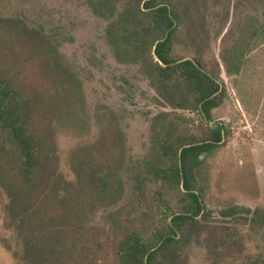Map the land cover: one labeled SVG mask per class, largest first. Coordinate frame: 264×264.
<instances>
[{"label": "rangeland", "instance_id": "1", "mask_svg": "<svg viewBox=\"0 0 264 264\" xmlns=\"http://www.w3.org/2000/svg\"><path fill=\"white\" fill-rule=\"evenodd\" d=\"M144 1L0 0V80L35 158L24 168L0 128V264H118L127 234L153 243L190 202L156 174L175 160L162 144L219 126L195 171L203 210L154 264H264V0L156 2L174 20L170 58L221 88L209 121L153 72L162 38Z\"/></svg>", "mask_w": 264, "mask_h": 264}, {"label": "trees", "instance_id": "2", "mask_svg": "<svg viewBox=\"0 0 264 264\" xmlns=\"http://www.w3.org/2000/svg\"><path fill=\"white\" fill-rule=\"evenodd\" d=\"M157 0H145L143 9L151 16L154 31L161 34V40L153 45L152 69L163 83L174 81V88L194 96L193 108L205 120H210V111L217 107L216 96L221 92L220 86L212 80L200 64L192 60L174 62L170 58V36L173 32L174 20L167 5L156 4ZM164 88H167L166 86ZM160 96L165 97L163 89H157ZM175 108H184L183 104H169ZM28 114L18 94L10 82L0 80V128L9 132L15 140L22 158L24 168L28 169L35 160L27 133ZM227 137L221 126L210 131V136L198 142H179L177 147L162 144L161 148H177L171 152L175 158L167 170H158L156 174L170 181L175 187L183 190L190 202L183 214L171 216L166 231L156 235L153 243L148 244L137 233L127 234L118 246V264H154L159 251L167 248L175 241L177 229L187 220L198 217L203 206L196 192L195 171L201 165L199 156L219 147Z\"/></svg>", "mask_w": 264, "mask_h": 264}, {"label": "water", "instance_id": "3", "mask_svg": "<svg viewBox=\"0 0 264 264\" xmlns=\"http://www.w3.org/2000/svg\"><path fill=\"white\" fill-rule=\"evenodd\" d=\"M201 155H203V153H202ZM201 155H200V156H201ZM200 156H199V160H200Z\"/></svg>", "mask_w": 264, "mask_h": 264}]
</instances>
